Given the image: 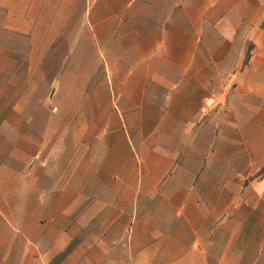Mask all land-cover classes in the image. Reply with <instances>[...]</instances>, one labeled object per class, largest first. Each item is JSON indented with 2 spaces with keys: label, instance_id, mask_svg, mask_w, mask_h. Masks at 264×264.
<instances>
[{
  "label": "rangeland",
  "instance_id": "obj_1",
  "mask_svg": "<svg viewBox=\"0 0 264 264\" xmlns=\"http://www.w3.org/2000/svg\"><path fill=\"white\" fill-rule=\"evenodd\" d=\"M69 10L66 25L70 35L61 39L57 35L58 24L52 19L56 35L52 37L51 48L10 47L2 48L0 53V223L7 227L3 235L12 236V243L4 251V256H8L4 264H38L33 258L48 250L51 260L45 264H107L106 253L115 246L106 242L123 237V215L133 221L149 211L140 203V187L175 190L177 185L187 183L173 181L175 172L221 174L236 167L218 158L211 162L219 135L217 128L208 129L207 125L214 122L217 126L218 103L225 94L233 92L234 74L247 65L252 50L248 41H230L228 48H209L210 80L194 89L192 96L198 109L191 125L181 127L175 120L182 114L176 111L172 99L179 88L192 90L194 86H115L110 82L113 69H108L106 54H113L115 63L120 65L122 61L117 57L122 56L123 48H105L98 40L91 47L76 46L80 38L75 34L84 16L82 0L74 1ZM58 11L59 5L52 4V18L58 16ZM79 43L87 42L83 39ZM204 51L206 57L208 53ZM196 54L202 56L203 52ZM169 55L173 59L170 63L175 62L177 53L172 51ZM128 87L134 88L131 94L126 92ZM145 96L147 104L153 103L151 119L138 114ZM150 96L157 99L150 100ZM203 105H211L213 109H203ZM23 136L28 140L21 139ZM239 143L241 146L244 142L240 139ZM16 150L29 157V168L38 164L45 168L50 163L56 170L66 167L64 176L72 188L79 177L75 173L76 164L92 166V171L83 174L82 187L108 189L102 191L108 195L19 196L21 191L16 187L27 186L31 174L27 170L20 181H15L11 160ZM101 166L107 170L97 172ZM160 170L162 179L157 185L141 181L143 173ZM240 171L236 180L223 182L229 189L242 190L239 196L225 198L228 209L218 214L216 220L226 227L220 235L227 241L236 232L240 219L251 228L256 222L260 230L264 228V160H253L240 166ZM38 175L36 178L49 188L60 173L43 171ZM127 175L131 178L132 195H112L121 187L118 180ZM207 183L212 185L211 180ZM124 199L129 202H123ZM92 211L102 212L104 219L114 212L115 220L120 222L107 226L104 219L91 221ZM17 222L24 223L25 228L13 229ZM26 236L33 240L26 241ZM262 241L257 252L256 246H243L244 254L258 253V264H264ZM227 248L231 251V245ZM232 248L235 253L240 247Z\"/></svg>",
  "mask_w": 264,
  "mask_h": 264
},
{
  "label": "crops",
  "instance_id": "obj_2",
  "mask_svg": "<svg viewBox=\"0 0 264 264\" xmlns=\"http://www.w3.org/2000/svg\"><path fill=\"white\" fill-rule=\"evenodd\" d=\"M74 1L0 0V53L2 48L10 47L51 48L52 37L56 35V25H52V19L58 24L57 35L61 39L67 38L70 35L66 25L67 14ZM55 3L59 5V11L58 16L52 18V4ZM82 3L84 16L75 34L80 38L76 46L91 47L93 41L98 40L105 48H123L122 56L117 57L122 61L120 65L115 63L113 54H106L110 62L108 69H113L110 82L115 86H194L192 90L179 88L172 99L176 111L182 114L179 120H175L181 127L191 125L198 109L192 96L194 89L210 80L209 48H228V42L239 40L252 45L247 65L233 76V92L225 94L218 103L217 126L214 122L207 125L208 129L213 126L217 128L219 135V144L212 153L211 162L218 158L220 162L228 161L236 167L221 174L175 172L173 181L187 182L186 186L177 185L175 190H146L140 187V203L149 211L140 219L134 217L133 221L123 215V237L106 242L115 246L106 253L107 264H258L256 252L260 241L264 240V228L260 230L257 222L251 228L240 219L236 232L231 233L227 241L228 238L220 235V231L226 227L216 223V220L218 214L228 209L225 198L242 193V190L227 188L223 182L236 180L241 172L240 166L249 165L253 160H264V0H82ZM8 39H11V43ZM83 39L87 43H79ZM204 49L208 53L206 57ZM172 51L177 56L176 61L170 63L173 61L169 55ZM202 52V56L196 54ZM118 69L121 72L118 73ZM132 91V87L126 90L128 94ZM147 96L138 114L150 116L151 119L153 103L147 104ZM150 97V100L157 99ZM202 107L213 109L211 105ZM25 138L28 140L26 136L21 139ZM240 139L244 142L241 146ZM28 158L16 150L11 160L15 166V181H20L27 170L31 174L27 186L21 184L16 187L21 191L19 196L66 198L108 195L102 192L108 189L82 187L85 181L83 174L92 171V166L88 168L86 164H76L75 173L79 177L76 187L72 188L68 187L64 176L66 167L61 168L58 163L60 167L56 170L50 163L45 164V168L39 164L29 168L31 164ZM102 166L98 167L97 172L107 170ZM43 171L60 173L49 188H45L40 178H36ZM141 176V181L149 185H157L162 179L161 170ZM209 180L212 181L210 186L207 183ZM118 181L121 187L112 195L130 197V176L121 177ZM122 201L129 202L125 199ZM146 202L150 204L145 205ZM251 207L253 209V205ZM254 207L258 209L259 206ZM238 210L240 208H236ZM103 219L102 212H91V221L102 222ZM104 220L107 226L120 222L115 220L114 212ZM2 225L1 222L0 264L8 260L4 251L12 243V236L3 235V229L7 227ZM23 225L17 222L12 227L19 231L25 228ZM24 238L26 241L33 240L32 237ZM227 245H231L229 252ZM244 245L256 246L255 254H244ZM232 246L240 248L233 253ZM53 249L57 250L56 247ZM36 256L33 260L38 264L51 260L50 250L38 252Z\"/></svg>",
  "mask_w": 264,
  "mask_h": 264
}]
</instances>
